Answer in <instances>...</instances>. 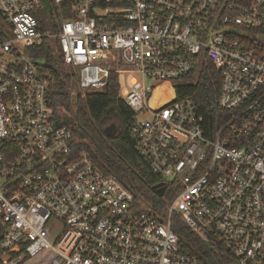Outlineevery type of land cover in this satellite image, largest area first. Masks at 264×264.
<instances>
[{
	"label": "built area",
	"instance_id": "built-area-1",
	"mask_svg": "<svg viewBox=\"0 0 264 264\" xmlns=\"http://www.w3.org/2000/svg\"><path fill=\"white\" fill-rule=\"evenodd\" d=\"M66 1L0 0V264H208L182 252L175 214L227 264H264V0ZM47 41L57 63L36 57ZM206 61L231 113L213 135L177 94ZM60 68L83 95L129 77L136 148L177 191L167 214L80 148Z\"/></svg>",
	"mask_w": 264,
	"mask_h": 264
},
{
	"label": "trees",
	"instance_id": "trees-1",
	"mask_svg": "<svg viewBox=\"0 0 264 264\" xmlns=\"http://www.w3.org/2000/svg\"><path fill=\"white\" fill-rule=\"evenodd\" d=\"M64 3L65 9L71 8V2ZM67 17H71L67 13ZM56 48L47 41L37 49L36 57H44L48 63H57L59 55L53 53ZM53 86L55 105L60 106L59 116L64 122L73 125L84 138L81 149L90 152L94 161L106 172L112 173L129 187L138 203H145L158 213L165 215L168 205L176 196V190L167 188L163 196L158 195L153 186L161 181L154 174L146 159L138 152L136 141L131 134L135 112L120 95V77L112 73L104 91L78 94L76 101L70 91L74 74L64 69H54ZM221 73L211 61H206L200 68L195 82L181 83L177 86L179 97L187 96L196 102L198 114L203 117L206 134H215L227 122L231 113L219 104ZM61 112V113H60ZM62 112H66L63 118ZM118 125L115 135L109 137L105 128L111 124ZM174 231L179 235L183 253L195 256L208 264H227L230 259L216 248H210L189 226L175 214L172 218ZM223 245H221L222 247Z\"/></svg>",
	"mask_w": 264,
	"mask_h": 264
},
{
	"label": "rangeland",
	"instance_id": "rangeland-1",
	"mask_svg": "<svg viewBox=\"0 0 264 264\" xmlns=\"http://www.w3.org/2000/svg\"><path fill=\"white\" fill-rule=\"evenodd\" d=\"M129 86H130V82H129V77H125L124 75H122V77L120 78V92H121V94H124V92H125V90H127L128 88H129ZM70 91H71V94H72V96H73V99H74V101H76V96L78 95V94H81L82 96H83V93H81L80 91H79V88L77 87V84L75 83V81H72V83H71V87H70ZM61 111V110H60ZM61 113V112H60ZM66 114V112H62V117L64 118L65 115ZM141 118L143 117V116H140ZM73 126V125H72ZM74 127V126H73ZM75 128V127H74ZM76 129V128H75ZM76 131H77V129H76ZM77 134H78V137L79 138H83L82 136H81V133H79V131H77Z\"/></svg>",
	"mask_w": 264,
	"mask_h": 264
},
{
	"label": "water",
	"instance_id": "water-1",
	"mask_svg": "<svg viewBox=\"0 0 264 264\" xmlns=\"http://www.w3.org/2000/svg\"><path fill=\"white\" fill-rule=\"evenodd\" d=\"M117 131H118V125L116 123H111L105 128V133L109 137L115 135ZM153 189L158 195L163 196L166 191V185L164 182H160V183L155 184L153 186Z\"/></svg>",
	"mask_w": 264,
	"mask_h": 264
},
{
	"label": "crops",
	"instance_id": "crops-1",
	"mask_svg": "<svg viewBox=\"0 0 264 264\" xmlns=\"http://www.w3.org/2000/svg\"><path fill=\"white\" fill-rule=\"evenodd\" d=\"M166 96V95H169V93H163V92H159L158 93V96L156 97V98H154V103L156 104V105H159V104H161L164 100L166 101V98H162V96Z\"/></svg>",
	"mask_w": 264,
	"mask_h": 264
}]
</instances>
